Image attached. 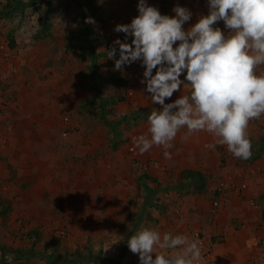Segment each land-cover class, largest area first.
I'll use <instances>...</instances> for the list:
<instances>
[{
	"label": "rangeland",
	"instance_id": "obj_1",
	"mask_svg": "<svg viewBox=\"0 0 264 264\" xmlns=\"http://www.w3.org/2000/svg\"><path fill=\"white\" fill-rule=\"evenodd\" d=\"M7 1L0 0V144L9 139L6 113L32 116L25 102L51 96L54 102L44 109L60 111L58 135L67 143L59 159H45L40 171L12 169L13 182L8 185L0 176V264H59L65 258L93 264L89 256L96 255L110 264H139L127 240L141 227H155L162 234L176 228L174 233L199 240L202 257L197 264L255 261L264 249L260 243L264 239V117L250 122L253 147L248 160L234 158L226 146L218 145L214 156L207 154V167L194 169L190 163L200 153H192L189 147L193 135L205 144L212 136L199 132L186 137V129L168 149L170 158L157 146L140 154L133 137L147 133L148 123L147 119L134 121L131 112L161 106L152 104L144 91L139 61L117 71L107 53L115 39H124L113 29L138 15V0H18L24 5L15 4L13 9L4 7ZM148 3L159 9L165 5L163 0ZM172 3H167L168 15H174L176 5L187 7L193 13L192 24L208 14L206 0H181L170 7ZM83 24L90 30L85 41L96 55L97 92ZM192 24L186 23L185 29ZM217 26L225 30L222 21ZM69 41L83 49L66 51ZM257 71L264 72V65ZM35 75L39 81L34 86L30 78ZM190 91L186 83L171 100ZM71 144L77 145L74 153ZM51 168L55 172L45 170ZM186 170L205 176L202 193H195L183 178ZM39 178L44 184L37 194L26 195L27 188L36 189ZM37 195L40 199H29ZM202 228L219 230L210 233ZM208 234L212 245L223 246L239 259L219 258L203 242ZM51 255L56 257L52 263L47 260Z\"/></svg>",
	"mask_w": 264,
	"mask_h": 264
},
{
	"label": "clouds",
	"instance_id": "obj_2",
	"mask_svg": "<svg viewBox=\"0 0 264 264\" xmlns=\"http://www.w3.org/2000/svg\"><path fill=\"white\" fill-rule=\"evenodd\" d=\"M206 3L208 14L185 29L193 17L189 8L176 5L169 16L148 0H138V15L113 29L124 34L107 50L114 70L139 61L144 91L152 104L161 106L148 115L147 133L133 137L140 154L157 146L170 158L168 149L186 129V137L210 134L212 142L204 145L208 150L219 145L234 158L252 156L248 128L264 117V72L257 71L264 65V0ZM221 21L226 31L217 26ZM186 83L190 93L171 100ZM127 246L139 264H197L202 257L199 240L183 233L162 234L155 227H141Z\"/></svg>",
	"mask_w": 264,
	"mask_h": 264
},
{
	"label": "crops",
	"instance_id": "obj_3",
	"mask_svg": "<svg viewBox=\"0 0 264 264\" xmlns=\"http://www.w3.org/2000/svg\"><path fill=\"white\" fill-rule=\"evenodd\" d=\"M181 0H179L180 2ZM164 6L159 9L161 14L168 15L169 12L166 10L167 3H172V6H174L176 3H179L178 0H163ZM168 7V6H167ZM175 7V6H174ZM192 24L191 22H188V25ZM187 26V25H185ZM44 55V54H43ZM18 59H21L18 57ZM43 69V65L40 66ZM47 69L46 71H48ZM31 74H29L30 77ZM22 76V75H21ZM50 76H47L46 79L49 80ZM21 81V79H19ZM25 80V79H24ZM30 83L35 85H38V75H35L33 78H30ZM24 82V81H23ZM22 86L24 87V84L22 83ZM31 88V87H30ZM17 90V87L14 88ZM32 90L38 88H31ZM18 92V91H17ZM25 93V90L23 91ZM34 92V91H33ZM12 93L11 90H7V98H10V94ZM37 94V91L35 92ZM34 97V96H33ZM54 102L53 97L51 96V99H44L42 98H33V101H26L25 102V108L31 110V115H18L14 114V111L11 110L9 114H5V118L7 122H10L9 125V139L6 143L4 139L1 141L0 144V176L2 179H6L8 182L6 183L11 184L13 180H11V170H17L18 172H22L23 168L29 169V171H36L44 169L43 161L45 159H59L58 157L61 155L60 153L65 150L64 143H67V140H63L58 135V130L61 127L60 124V111L58 109L51 108L50 110L44 109L47 105ZM74 105V103L72 102ZM13 104H11L12 106ZM23 105V104H22ZM25 111V110H24ZM44 114V115H43ZM43 115V116H42ZM36 127V128H34ZM207 135V134H206ZM195 136V137H194ZM193 141L191 144H189V147L191 148L192 153H200L198 156H194L190 166H194V169H197L199 167L203 168L206 166L207 161V154L211 153L212 156H214L216 153L215 150H208L204 147L203 144H205V141L199 140L198 135H193ZM213 138L209 139V143L212 142ZM78 141V139L76 140ZM71 143H74L73 140H70ZM58 147H57V146ZM68 145V144H67ZM66 145V146H67ZM199 145V147L202 145V147L198 149H192L193 146ZM57 147V148H56ZM77 145L71 144V151L74 153ZM202 148V149H201ZM2 149V150H1ZM57 149V150H56ZM52 155V158H51ZM54 157V158H53ZM48 165L55 166L54 163H49ZM207 167V166H206ZM193 168V167H192ZM49 173L55 172L54 168L51 169H45ZM42 179H38L37 181V187L36 189H33V186L27 188L24 192L26 195H34L37 194L35 191L38 189L40 184L42 183ZM26 180L22 183L26 184ZM46 184V183H45ZM6 186V185H5ZM51 193V188L47 191ZM37 196H31L29 199L37 200L35 198H39ZM219 222H222L220 219ZM179 229V228H178ZM169 230L172 231V233L175 232L176 228H169ZM219 228H202V231L206 232H213L218 231ZM211 235L208 234L205 236L204 241L205 246L214 248V253L220 258L221 255L227 256L230 259L232 257H237L236 255L232 254V252L227 251L224 249L223 246L218 245H212L211 242ZM191 238V237H190ZM195 239V238H191ZM203 240V239H202ZM240 243V241H238ZM253 251V249H252ZM237 259H239L237 257Z\"/></svg>",
	"mask_w": 264,
	"mask_h": 264
},
{
	"label": "trees",
	"instance_id": "obj_4",
	"mask_svg": "<svg viewBox=\"0 0 264 264\" xmlns=\"http://www.w3.org/2000/svg\"><path fill=\"white\" fill-rule=\"evenodd\" d=\"M15 4H17V6H21L24 5V3L20 4V1L18 0H8L7 4L4 6L5 8H11L13 9ZM5 16V15H4ZM84 27V31L86 34H84V41L88 38L89 36V27L85 24H83ZM10 47L14 48L15 47V43L14 41L11 39L10 42ZM85 47L88 48L90 47V43L85 41ZM83 49L82 46H74L72 41H69L66 45V51H71L72 49ZM89 57L92 63L91 69L93 70V84H94V89L95 92H97V83H98V79H99V75L97 76V69H96V55L94 54V50L93 48L90 47V52H89ZM183 77V76H182ZM115 85H118V83L114 82ZM151 113V110L149 109H140V110H135L133 112H131V116L132 119H134V121H139L141 119H147L148 115ZM248 160V159H247ZM182 176L184 179L188 180L190 182V185L193 186L195 193L200 194L202 193L205 188H206V178L203 174H201L199 171H192V170H186L182 172ZM147 176H143V178H146ZM140 185L142 188H144L145 190L147 189V184L146 182H143V179L140 178ZM264 199V196H263ZM263 216H264V208L262 210ZM56 257H54L53 255L48 256L47 260L52 263L55 260ZM89 260H91L93 262V264H110V261L104 257H101L99 255L96 256H89ZM79 262H81L80 260H72V259H63L62 261H58L59 264H78Z\"/></svg>",
	"mask_w": 264,
	"mask_h": 264
},
{
	"label": "built area",
	"instance_id": "obj_5",
	"mask_svg": "<svg viewBox=\"0 0 264 264\" xmlns=\"http://www.w3.org/2000/svg\"><path fill=\"white\" fill-rule=\"evenodd\" d=\"M229 180H231V177L229 178ZM243 187H245V186H243ZM260 243H261L262 247L264 248V239H262L260 241ZM254 260L255 261H252L249 264H264V249H263V252L257 258H255Z\"/></svg>",
	"mask_w": 264,
	"mask_h": 264
}]
</instances>
